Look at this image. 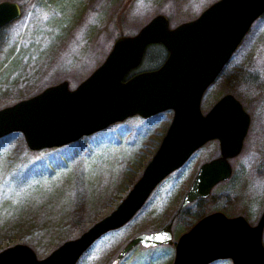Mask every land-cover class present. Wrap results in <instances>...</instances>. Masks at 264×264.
I'll return each instance as SVG.
<instances>
[{
	"label": "rangeland",
	"instance_id": "obj_1",
	"mask_svg": "<svg viewBox=\"0 0 264 264\" xmlns=\"http://www.w3.org/2000/svg\"><path fill=\"white\" fill-rule=\"evenodd\" d=\"M4 1L17 3L21 16L0 29V110L63 81L74 90L103 63L119 37L135 35L157 15L174 28L218 0ZM225 94H232L250 117L242 150L229 160L230 178L206 199L181 206L200 166L219 157L218 141L206 143L154 189L128 223L102 235L76 264H172L179 237L215 212L256 225L264 211V14L204 93L202 112ZM172 116L165 111L147 119L130 117L38 151L28 148L20 132L2 137L0 251L25 244L43 259L109 215L140 178ZM166 225H171V245L136 246L116 261L133 237Z\"/></svg>",
	"mask_w": 264,
	"mask_h": 264
},
{
	"label": "water",
	"instance_id": "obj_2",
	"mask_svg": "<svg viewBox=\"0 0 264 264\" xmlns=\"http://www.w3.org/2000/svg\"><path fill=\"white\" fill-rule=\"evenodd\" d=\"M264 14V0H218L196 19L170 28L157 15L135 35L115 40L103 63L74 90L63 81L38 95L0 110V139L23 134L30 150L61 147L139 116L147 119L172 111L171 123L140 178L118 206L79 237L63 242L43 259L25 244L0 251V264H76L102 235L128 223L154 189L210 141H218L219 157L202 164L181 206L206 199L231 176L229 160L237 157L250 125L241 103L225 94L203 113L201 102L252 24ZM17 3H0V29L18 19ZM167 52L154 70L126 75L140 67L150 45ZM264 211L256 225L242 216L215 212L200 219L175 244L172 264H264ZM172 244L171 225L133 237L120 251L121 260L136 246Z\"/></svg>",
	"mask_w": 264,
	"mask_h": 264
},
{
	"label": "trees",
	"instance_id": "obj_3",
	"mask_svg": "<svg viewBox=\"0 0 264 264\" xmlns=\"http://www.w3.org/2000/svg\"><path fill=\"white\" fill-rule=\"evenodd\" d=\"M155 48L157 51L155 53H153L152 49ZM167 56V52L164 49V47H162L161 45H150L146 48L145 52H144V56H143V62L141 64L142 68L144 66L145 69L147 70H154L156 68H158L163 61L165 60ZM147 63V64H146ZM140 68V67H139ZM137 68L135 70L130 71L127 75L126 78L134 75L135 73L139 72L140 69ZM137 70V71H136Z\"/></svg>",
	"mask_w": 264,
	"mask_h": 264
}]
</instances>
